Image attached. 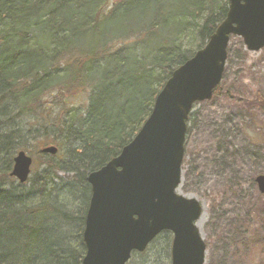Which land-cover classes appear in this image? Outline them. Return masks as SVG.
<instances>
[{"label":"trees","instance_id":"1","mask_svg":"<svg viewBox=\"0 0 264 264\" xmlns=\"http://www.w3.org/2000/svg\"><path fill=\"white\" fill-rule=\"evenodd\" d=\"M149 3L0 0V264H82L88 175L133 140L172 73L194 55L178 38L195 32L201 49L229 8L228 0H189L171 13L156 0L148 15L142 9ZM135 6L139 21L128 17ZM126 18L125 26L115 22ZM82 95L86 101L75 107ZM239 103L264 110L260 93ZM29 144L58 153L38 152L42 175L15 184L13 158ZM59 172L74 177L63 182ZM76 183L83 186L79 212L69 208ZM59 193L72 199L66 204ZM172 238L165 232L154 242L164 240L171 251Z\"/></svg>","mask_w":264,"mask_h":264},{"label":"water","instance_id":"2","mask_svg":"<svg viewBox=\"0 0 264 264\" xmlns=\"http://www.w3.org/2000/svg\"><path fill=\"white\" fill-rule=\"evenodd\" d=\"M231 37H240L248 52L264 49V0H229L225 20L207 45L173 72L135 138L88 175L92 195L82 264H127L165 232L173 235L170 264H205L207 246L198 225L204 206L178 189L190 114L221 84ZM41 153L55 156L58 148ZM33 164L30 155L18 152L11 177L26 184ZM255 183L264 195V175Z\"/></svg>","mask_w":264,"mask_h":264},{"label":"rangeland","instance_id":"3","mask_svg":"<svg viewBox=\"0 0 264 264\" xmlns=\"http://www.w3.org/2000/svg\"><path fill=\"white\" fill-rule=\"evenodd\" d=\"M117 1L108 0V6ZM149 1L148 9H142L148 15L150 5L152 14L156 0ZM161 1L168 12L177 13L185 9L189 0ZM139 10L135 6L128 17L139 21ZM203 18L198 23L202 24ZM188 21L186 18L185 23ZM115 22L125 26L128 20ZM178 42L188 56L200 50L202 44L195 32L192 36L182 35ZM220 89L219 96L193 107L178 193L204 206L199 229L207 246L205 264H264V195L255 183L258 176L264 175V110H249L239 105V102L253 101L258 93L264 96V49L248 52L240 37H231ZM85 101L86 95H82L75 101V107ZM5 131L6 127H0L1 134ZM41 149V144H29L26 152L36 162ZM39 170L35 165L30 179L40 177L43 171ZM58 177L69 182L74 176L59 172ZM12 180L19 184L15 178ZM75 187L74 204L69 208L79 212L84 208L83 186L76 183ZM59 195L66 204L72 199V196ZM170 262L167 242L159 239L144 253H133L128 264Z\"/></svg>","mask_w":264,"mask_h":264},{"label":"bare ground","instance_id":"4","mask_svg":"<svg viewBox=\"0 0 264 264\" xmlns=\"http://www.w3.org/2000/svg\"><path fill=\"white\" fill-rule=\"evenodd\" d=\"M201 222H202V220H200V222H199V227H200Z\"/></svg>","mask_w":264,"mask_h":264}]
</instances>
